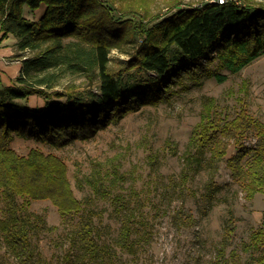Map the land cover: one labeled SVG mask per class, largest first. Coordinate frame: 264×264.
Here are the masks:
<instances>
[{"label":"trees","instance_id":"obj_1","mask_svg":"<svg viewBox=\"0 0 264 264\" xmlns=\"http://www.w3.org/2000/svg\"><path fill=\"white\" fill-rule=\"evenodd\" d=\"M116 1L122 5L116 7ZM129 1L0 0V32L12 34L16 53H22L14 84L0 86V202L4 204L0 248L21 264L33 258L30 236L34 225L44 222L28 210L33 200H50L63 218L79 214L65 262L114 264L115 249L96 239L91 214L76 198L65 162L39 148L17 153L10 146L14 136L56 148L90 139L129 112L167 100L176 92L174 85L186 78L196 83L203 78L223 82L264 53V2H179L162 14H149L135 11ZM43 3L45 10L38 20L24 16V7L34 10ZM113 49L129 55L117 69L109 65ZM77 74L90 85L97 83V91L90 89L89 98L74 88L52 89L61 78ZM31 94L42 95L43 106L19 102ZM249 136L254 143L245 142ZM230 140L235 151L225 160L226 166L251 199L256 192H264V122L244 108L229 118L208 102L191 131L186 158L193 166L194 151L208 150L206 165L223 160ZM187 174H181L182 180ZM169 183H174L171 176ZM89 184L98 190L95 183ZM111 199L120 219L115 245L136 254L141 240L147 241L146 230L136 237L133 234L146 221L137 218L118 194ZM233 231L230 215L224 241L210 264H241V253L250 264H264V212L260 224L240 242V252L226 248Z\"/></svg>","mask_w":264,"mask_h":264},{"label":"rangeland","instance_id":"obj_2","mask_svg":"<svg viewBox=\"0 0 264 264\" xmlns=\"http://www.w3.org/2000/svg\"><path fill=\"white\" fill-rule=\"evenodd\" d=\"M200 1L129 2L135 11L162 14L174 3L196 5ZM122 3L125 5L128 1ZM120 4L115 2L116 7ZM39 7L42 15L44 3ZM26 10L30 16L34 11L28 7ZM2 39H6L2 44L3 53L6 56L15 54L16 38L12 34L2 36L0 32V41ZM21 56L22 53L18 54V58ZM12 58L6 60L7 67L1 66L0 86L14 84V78L19 74L18 60ZM128 58L126 53L113 49L109 54V65L117 69L120 62ZM221 72L228 74L226 70ZM182 83L174 85L176 92L167 100L129 112L90 139L75 140L61 148L21 136H14L10 141V146L19 154L39 148L45 153L56 154L65 162L73 192L91 214L96 239L115 249L114 264H210L217 247L224 241V226L230 215L234 231L231 239L225 241L227 250L237 248L240 252V242L260 224L264 192H256L248 199L230 176L225 160L235 151L232 140L227 143L224 159L209 165H206L208 150L204 153L194 151L193 166L186 158V151L191 131L200 121L208 102L227 113L229 118L244 108L264 122V53L239 73L228 74L223 82L203 78L196 83L186 78ZM96 85L88 84L83 75L77 74L61 78L52 89L74 88L81 97L89 98L90 89L97 91ZM19 102L41 107L45 101L42 95L31 94ZM245 142L254 143L255 138L249 136ZM201 160L203 164L197 163ZM183 172L188 173L185 180L181 178ZM170 176L174 179L173 184L169 183ZM89 181L95 183L98 190ZM116 194L129 204L137 218L146 221L133 234L136 237L146 230L144 238L148 241L141 240L136 254L120 251L115 245L120 219L111 198ZM3 205L0 202V209ZM28 210L40 215L44 222L34 225L30 236L34 255L22 264H69L65 262V254L71 245V229L76 228L79 214L63 218L48 199L31 201ZM240 261L250 264L243 253ZM0 264L21 263L4 255L1 247Z\"/></svg>","mask_w":264,"mask_h":264},{"label":"crops","instance_id":"obj_3","mask_svg":"<svg viewBox=\"0 0 264 264\" xmlns=\"http://www.w3.org/2000/svg\"><path fill=\"white\" fill-rule=\"evenodd\" d=\"M27 7H24V15L29 18V19H38L40 16H41V13L42 11H40L41 7H39L38 9L34 10L31 14V16L29 15V13H25ZM6 40V39H2L0 41V69H2V67H7V63L6 60H9V58H12V59H15V60H18L20 58H18V54L15 53V54H10L9 56H6L4 53H3V49H2V44H3V41ZM16 42V41H15ZM15 44V43H14ZM14 49H16V47H14ZM8 54V53H7ZM17 54V55H16ZM21 55V53H19ZM19 66H21V63L18 62ZM2 66V67H1ZM1 73V71H0Z\"/></svg>","mask_w":264,"mask_h":264},{"label":"built area","instance_id":"obj_4","mask_svg":"<svg viewBox=\"0 0 264 264\" xmlns=\"http://www.w3.org/2000/svg\"><path fill=\"white\" fill-rule=\"evenodd\" d=\"M17 62H20V59H18V61Z\"/></svg>","mask_w":264,"mask_h":264}]
</instances>
